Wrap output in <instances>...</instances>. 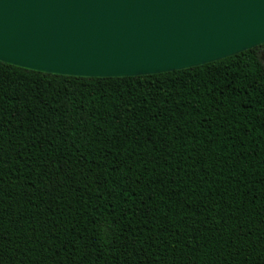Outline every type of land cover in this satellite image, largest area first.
Returning a JSON list of instances; mask_svg holds the SVG:
<instances>
[{
    "label": "trees",
    "instance_id": "1",
    "mask_svg": "<svg viewBox=\"0 0 264 264\" xmlns=\"http://www.w3.org/2000/svg\"><path fill=\"white\" fill-rule=\"evenodd\" d=\"M260 46L135 76L0 61V264H264Z\"/></svg>",
    "mask_w": 264,
    "mask_h": 264
},
{
    "label": "water",
    "instance_id": "2",
    "mask_svg": "<svg viewBox=\"0 0 264 264\" xmlns=\"http://www.w3.org/2000/svg\"><path fill=\"white\" fill-rule=\"evenodd\" d=\"M262 43L264 0H0V61L52 74H154Z\"/></svg>",
    "mask_w": 264,
    "mask_h": 264
},
{
    "label": "rangeland",
    "instance_id": "3",
    "mask_svg": "<svg viewBox=\"0 0 264 264\" xmlns=\"http://www.w3.org/2000/svg\"><path fill=\"white\" fill-rule=\"evenodd\" d=\"M257 51V56L261 63L264 65V46H260L256 49Z\"/></svg>",
    "mask_w": 264,
    "mask_h": 264
}]
</instances>
